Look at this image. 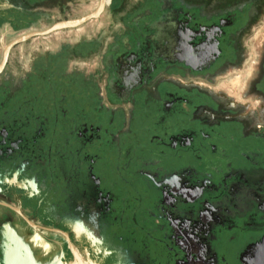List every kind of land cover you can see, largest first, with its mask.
Listing matches in <instances>:
<instances>
[{
    "label": "flooded vegetation",
    "instance_id": "af4514ba",
    "mask_svg": "<svg viewBox=\"0 0 264 264\" xmlns=\"http://www.w3.org/2000/svg\"><path fill=\"white\" fill-rule=\"evenodd\" d=\"M37 2L66 0H0V245L9 226L44 261L264 264V54L257 105L218 82L264 0H107L104 44L32 27Z\"/></svg>",
    "mask_w": 264,
    "mask_h": 264
},
{
    "label": "rangeland",
    "instance_id": "374dc122",
    "mask_svg": "<svg viewBox=\"0 0 264 264\" xmlns=\"http://www.w3.org/2000/svg\"><path fill=\"white\" fill-rule=\"evenodd\" d=\"M97 4L98 0H66V2H58L52 5L51 8L53 11V16L49 19H46L43 15L46 10V5L43 3L37 2L30 5L26 4L25 7L30 11L41 12L32 19V22H34L32 27L42 29L44 27H49L60 20H66L68 18H76L85 15L91 12L97 6ZM113 9V5H108L101 18L81 26L80 28H90L89 30H92L89 32L82 31V34H85L84 38H91L92 35L90 34H94L95 36H100V44L106 43L108 38L111 36L112 31L117 29L122 24L120 16L115 18L111 15ZM261 11L263 14L250 26V30L242 35L240 40L242 48L239 52L238 59L242 60V66L240 68L237 66L230 68L224 78H219L218 81L220 82L219 86L224 85L226 87L227 94H237L239 95V98H241L247 104L253 103L255 105L258 103L257 100L260 99L247 98L244 96V93L246 88L249 86V81H251V79L256 76L253 70L255 65L254 61L260 60L264 54V4ZM15 27L25 26L22 24H15ZM77 32L78 31H68V34L73 33L74 35ZM71 36L72 35H68L67 38L71 39Z\"/></svg>",
    "mask_w": 264,
    "mask_h": 264
},
{
    "label": "water",
    "instance_id": "95a60500",
    "mask_svg": "<svg viewBox=\"0 0 264 264\" xmlns=\"http://www.w3.org/2000/svg\"><path fill=\"white\" fill-rule=\"evenodd\" d=\"M107 0H100L97 9L81 18L62 20L48 29V32L80 26L92 19L98 18L103 12ZM4 240L1 242L0 264H97L93 261L65 263L62 259L40 260L36 257L30 243L20 235L16 229L7 226L4 231Z\"/></svg>",
    "mask_w": 264,
    "mask_h": 264
},
{
    "label": "crops",
    "instance_id": "0c3cea01",
    "mask_svg": "<svg viewBox=\"0 0 264 264\" xmlns=\"http://www.w3.org/2000/svg\"><path fill=\"white\" fill-rule=\"evenodd\" d=\"M101 16L102 15H100L98 18H95V19H92V20H90V21H88V22H91V21H94V20H98L99 18H101ZM65 20V19H64ZM68 20V19H67ZM60 21H62V20H60ZM88 22H86V23H88ZM57 23V22H56ZM86 23H84V24H86ZM55 24V23H54ZM54 24H52V25H50L49 27H51V26H53ZM84 24H82V25H80V26H77V27H72V28H65V29H69L70 30V32L71 31H78V32H80V34H82V31H92V30H89L90 28H80L81 26H83ZM44 28H47V27H44ZM44 28H42V29H44ZM66 34L67 35H73V33L72 34H68V31L66 32ZM90 34V33H89ZM75 35V34H74ZM90 35H92V36H94V34H90ZM71 43H75V41H71Z\"/></svg>",
    "mask_w": 264,
    "mask_h": 264
}]
</instances>
